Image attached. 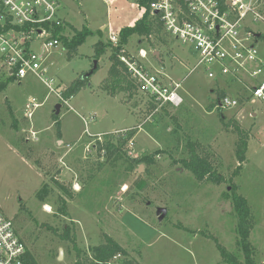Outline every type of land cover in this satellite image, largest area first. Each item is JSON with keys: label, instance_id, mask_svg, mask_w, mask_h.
<instances>
[{"label": "rangeland", "instance_id": "1", "mask_svg": "<svg viewBox=\"0 0 264 264\" xmlns=\"http://www.w3.org/2000/svg\"><path fill=\"white\" fill-rule=\"evenodd\" d=\"M58 1L64 23L95 35L72 57L66 46L54 49L44 67L61 95L97 66L86 87L69 99L68 107L34 77L20 83L0 76V209L27 250L38 264H76L91 256L107 234L127 252L111 264H230L218 245L227 260L248 264L232 202L240 195L251 209L253 261L264 264V103L241 99L237 108H218L221 92L243 97L245 86L210 79L202 70L190 73L197 62L192 46L167 35L157 21L151 36L135 35L125 49L134 59L144 49L148 58L142 62L149 71L162 74L167 84L180 83L184 105L160 106L138 91L133 97L111 96L102 85L112 49L97 60L94 45L100 39L106 44L119 39L120 31L134 26L145 10L135 0ZM258 1L264 12V0ZM249 25L250 31L264 33V23ZM258 50L264 62V41L258 42ZM156 52L160 60L153 56ZM32 98L42 106L29 119L25 113ZM58 104L59 125L53 117ZM125 130L134 132L138 159L150 155L151 165L133 163L137 158L128 154L127 144L109 161L98 155L96 136L116 144ZM243 137L246 160L240 162L237 150ZM192 149L209 158L224 180L221 185L200 182L184 168ZM56 181L74 196L66 200L68 214L60 212L67 197ZM44 184L52 194L41 202L37 193ZM162 208L167 216L160 222Z\"/></svg>", "mask_w": 264, "mask_h": 264}, {"label": "built area", "instance_id": "2", "mask_svg": "<svg viewBox=\"0 0 264 264\" xmlns=\"http://www.w3.org/2000/svg\"><path fill=\"white\" fill-rule=\"evenodd\" d=\"M258 6V0H154L150 5V18L157 21L167 35L182 45L192 46L197 54L190 73L202 70L210 79L221 77L230 85L245 86L248 91L245 96L226 94L221 98L220 109L237 108L241 99L264 103V77H261L264 62L258 50L261 33L249 29V22L264 23ZM60 10L58 0H0V76L20 83L34 77L55 93L63 105L70 107L69 99L53 89L55 81L44 67L46 57L63 46L60 37L69 32L56 34L59 28L69 30L59 16ZM111 42L116 45L119 39L112 37ZM147 58V52L140 49L139 58L122 55L120 59L141 93L152 97L160 106L179 107L183 103L179 96L181 84L163 83L162 74L152 73L143 64ZM29 101L25 116L32 119L42 104L35 98ZM83 120L88 125V120ZM127 133L125 130L119 134ZM96 137L97 142H103L102 136ZM127 146L128 154L138 158L134 139H129ZM26 254L27 247L13 221L0 209V264H26Z\"/></svg>", "mask_w": 264, "mask_h": 264}, {"label": "trees", "instance_id": "3", "mask_svg": "<svg viewBox=\"0 0 264 264\" xmlns=\"http://www.w3.org/2000/svg\"><path fill=\"white\" fill-rule=\"evenodd\" d=\"M154 0H139L140 8L145 10L143 17L136 22V24L132 27H125L119 33V43L115 46L110 41L109 43H104L102 39H100L94 45L95 57L99 60L101 57L107 54L109 48L112 49V53L109 56L111 61V67L109 69V74L106 80H103L102 87L110 92L111 96H116L119 93H126L130 97H133L137 94L138 84L132 78L131 74L127 66L121 61V56H130L126 51L125 46L128 44V41L131 37L135 35L139 36H151L155 31L153 20L150 18V5ZM261 11V10H260ZM264 15V12L261 11ZM160 25V24H159ZM69 30L59 28L56 34L62 35L60 37L62 41V45L66 46L67 53L69 57H72L78 52L80 46H82L86 40L90 36H94L95 33L90 31L88 28H84L81 31H75L72 29V26L67 23ZM161 28V25H160ZM71 29V30H70ZM74 30V31H73ZM101 35V33H99ZM73 36V37H72ZM264 39V35H261L260 40ZM65 48V47H64ZM98 69V67H97ZM96 70L93 71L92 74H87L81 76L74 83H72L64 92L63 95L65 98L70 99L74 97L77 93H79L84 87H86L87 81L90 77L96 73ZM226 94L221 92L219 94L218 100L223 98ZM54 120L57 125H59V116L57 114L53 115ZM134 132L119 134L116 139V144L111 140H105L104 143L98 142L96 145V152L100 157L104 155L107 157V160H111L117 153L122 151V147H124L128 140L132 138ZM119 145V146H118ZM21 148V147H20ZM246 148H247V140L245 137L241 139L238 145L237 150V158L240 162H245L246 160ZM24 151V150H23ZM135 164L145 163L147 165H151L153 163V159L150 155H144L141 158L132 159L131 160ZM184 168L191 172L195 178L200 181H208L217 185H221L223 183V178L217 174L216 170L212 166V162L209 161L208 157L202 155L199 150L192 149L190 152V157L183 161ZM55 186L62 192L66 194V197L63 198L62 207L60 208V212L63 214H68L66 209V200L73 199V195L69 193L68 189L60 184L58 181L55 182ZM52 194V190L47 184H44L40 191L37 193V198L44 202L50 195ZM234 210L236 216L238 218L237 232L240 236L239 244L242 247V250L245 254V260L248 264H255L252 256V245L250 242V234L253 228V223L251 219V209L248 201L240 196L234 195L232 198ZM74 243V248L77 252V258H81V250L77 248ZM218 249L221 251L223 259L230 264H237L236 261L227 260V254L225 249L218 245ZM91 256L85 258V260H78L76 264H111V262L116 259L118 256L127 255L126 250L112 237L107 234L103 235V243L95 246L91 250ZM26 264H38L34 256L27 250V254L25 257Z\"/></svg>", "mask_w": 264, "mask_h": 264}, {"label": "water", "instance_id": "4", "mask_svg": "<svg viewBox=\"0 0 264 264\" xmlns=\"http://www.w3.org/2000/svg\"><path fill=\"white\" fill-rule=\"evenodd\" d=\"M156 14H157V12H156ZM154 56L159 59V57H160L159 52L154 53ZM96 69H97V66H95L94 70H96ZM60 110H61V105L60 104L56 105V114L57 115L60 114ZM142 171H143V166H140L139 173H141ZM158 216H159V221L160 222L164 221V219L167 216V210L166 209H163V208L162 209H159L158 210ZM63 256H64V251L61 249L60 250V253H59V260H62L63 259Z\"/></svg>", "mask_w": 264, "mask_h": 264}, {"label": "crops", "instance_id": "5", "mask_svg": "<svg viewBox=\"0 0 264 264\" xmlns=\"http://www.w3.org/2000/svg\"><path fill=\"white\" fill-rule=\"evenodd\" d=\"M103 29H105V28H103ZM258 37H261V34H259L258 35ZM99 41V40H98ZM260 41H264V39L263 40H260ZM260 41H258V42H260ZM160 54V53H159ZM154 56V55H153ZM155 57V56H154ZM160 57H161V54H160ZM160 57H159V60H160ZM156 59H158L157 57H155ZM94 71V70H93ZM93 71L90 73V74H92L93 73ZM153 73V72H152ZM163 77V75L161 76V78ZM162 81H163V83H165L164 82V80H163V78H162ZM103 82V81H102ZM101 82V83H102ZM165 84H167V83H165ZM169 84V83H168ZM230 85V84H229ZM244 86V85H243ZM139 89V88H138ZM138 92H140L139 90H138ZM225 93V92H224ZM248 93V91H247V89H246V94ZM143 94V93H142ZM145 95V94H144ZM236 95H237V93H236ZM147 97H149V99H152L153 101H154V99L152 98V97H150V96H148V95H146ZM219 101V100H218ZM167 105H170V106H172V107H176V106H174V105H172V104H167ZM184 105V101H183V103L179 106V107H176L177 109L178 108H180L181 106H183Z\"/></svg>", "mask_w": 264, "mask_h": 264}, {"label": "bare ground", "instance_id": "6", "mask_svg": "<svg viewBox=\"0 0 264 264\" xmlns=\"http://www.w3.org/2000/svg\"><path fill=\"white\" fill-rule=\"evenodd\" d=\"M47 211V210H46ZM49 211V210H48Z\"/></svg>", "mask_w": 264, "mask_h": 264}]
</instances>
